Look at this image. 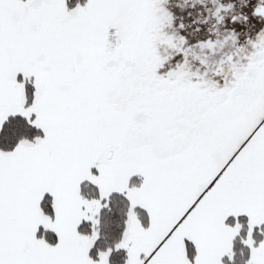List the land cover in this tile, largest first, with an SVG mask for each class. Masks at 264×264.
<instances>
[{
  "label": "snow or ice",
  "instance_id": "obj_1",
  "mask_svg": "<svg viewBox=\"0 0 264 264\" xmlns=\"http://www.w3.org/2000/svg\"><path fill=\"white\" fill-rule=\"evenodd\" d=\"M0 264H264V0H0Z\"/></svg>",
  "mask_w": 264,
  "mask_h": 264
}]
</instances>
